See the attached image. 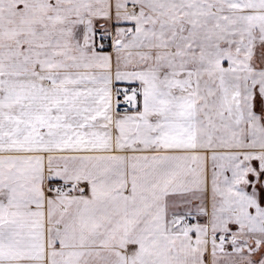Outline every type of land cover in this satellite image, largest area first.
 Here are the masks:
<instances>
[{
	"label": "snow or ice",
	"instance_id": "snow-or-ice-1",
	"mask_svg": "<svg viewBox=\"0 0 264 264\" xmlns=\"http://www.w3.org/2000/svg\"><path fill=\"white\" fill-rule=\"evenodd\" d=\"M0 264H264V0H0Z\"/></svg>",
	"mask_w": 264,
	"mask_h": 264
}]
</instances>
